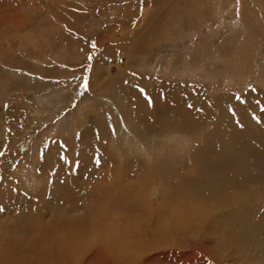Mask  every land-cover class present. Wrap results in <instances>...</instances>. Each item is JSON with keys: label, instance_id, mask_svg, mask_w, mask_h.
I'll return each mask as SVG.
<instances>
[{"label": "rangeland", "instance_id": "1", "mask_svg": "<svg viewBox=\"0 0 264 264\" xmlns=\"http://www.w3.org/2000/svg\"><path fill=\"white\" fill-rule=\"evenodd\" d=\"M109 176L142 263L264 264V0H0V264Z\"/></svg>", "mask_w": 264, "mask_h": 264}, {"label": "bare ground", "instance_id": "2", "mask_svg": "<svg viewBox=\"0 0 264 264\" xmlns=\"http://www.w3.org/2000/svg\"><path fill=\"white\" fill-rule=\"evenodd\" d=\"M221 107L219 106V108ZM191 122L193 123V121ZM231 157L237 158L234 152L231 154ZM196 169L198 170V166H196ZM207 169L210 168L208 167ZM108 181L109 185H103L104 193L101 194L98 192V195H93L95 197L92 202L89 203L92 204L91 206L82 205V207H80L79 205H81V203H76L73 205V208H67L63 212L62 219L60 223H58L59 227H61L58 236L55 232V234H53L54 239L50 241H48V239L45 240L46 238L44 239L43 237L41 239L44 240L41 241L43 245L37 244V242L34 243L38 247L33 246L31 251H25V253L30 256L26 254L22 256L23 258L15 257V261H22L23 264H144L141 259L145 256L147 250L152 251L157 248H162V246L166 244L170 246L174 244V242L168 241L167 243L164 241L162 235L164 232L167 233L168 230L173 231L172 228H166L162 225L158 226L156 222V224L153 225L152 218L155 213L154 209L150 208L151 206L146 207L142 205L146 207H144V211L146 212H141V214H139V207L135 201L130 202L128 205L120 201L122 195L119 193L120 186L119 183L117 184V180L111 177ZM110 192L111 196H109ZM130 198H132V196H130ZM142 202L145 201H141V203ZM77 207H79V210L83 213L81 216H77ZM119 207L125 209L124 212L127 213L125 217L120 219L113 211V209ZM174 211L176 212L175 208ZM181 211L183 214L187 212L182 209ZM136 213L140 215L138 217L139 219L132 218L135 216L131 215H136ZM193 219L194 217L192 216V221ZM183 220L190 222V217L185 219V215H183ZM35 240L38 241L39 239L36 238ZM147 241L151 242L147 244ZM38 242H40V240ZM40 245H42V247H39ZM35 252L37 253L34 254ZM93 257H96L94 262L92 261Z\"/></svg>", "mask_w": 264, "mask_h": 264}, {"label": "snow or ice", "instance_id": "3", "mask_svg": "<svg viewBox=\"0 0 264 264\" xmlns=\"http://www.w3.org/2000/svg\"><path fill=\"white\" fill-rule=\"evenodd\" d=\"M239 98V97H238Z\"/></svg>", "mask_w": 264, "mask_h": 264}]
</instances>
